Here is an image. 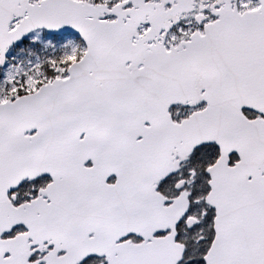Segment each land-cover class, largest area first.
<instances>
[{"label": "snow or ice", "instance_id": "1", "mask_svg": "<svg viewBox=\"0 0 264 264\" xmlns=\"http://www.w3.org/2000/svg\"><path fill=\"white\" fill-rule=\"evenodd\" d=\"M0 264H264V0H0Z\"/></svg>", "mask_w": 264, "mask_h": 264}]
</instances>
